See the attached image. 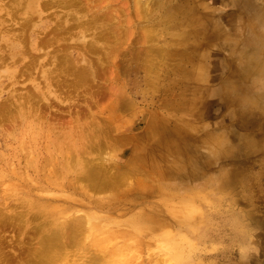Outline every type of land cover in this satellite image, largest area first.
<instances>
[{"label":"rangeland","instance_id":"obj_1","mask_svg":"<svg viewBox=\"0 0 264 264\" xmlns=\"http://www.w3.org/2000/svg\"><path fill=\"white\" fill-rule=\"evenodd\" d=\"M46 251L264 264V0H0V264Z\"/></svg>","mask_w":264,"mask_h":264},{"label":"bare ground","instance_id":"obj_2","mask_svg":"<svg viewBox=\"0 0 264 264\" xmlns=\"http://www.w3.org/2000/svg\"><path fill=\"white\" fill-rule=\"evenodd\" d=\"M72 68H73V67H72ZM70 71H71V70H70ZM108 102H109V101H108ZM111 110H112V109H111ZM85 165H86V164H85ZM131 167H132V166H131ZM128 172H129V171H128ZM129 173H130V172H129ZM121 175H122V173H121ZM118 178H119V177H118ZM126 178H127V177H126ZM129 178H130V177H129ZM82 181H83V180H82ZM117 181H118V180H117ZM116 183H117V182H116ZM113 184H114V183H113ZM129 186H130V185H129ZM106 189H107V188H106ZM99 213H100V212H99ZM134 216H135V215H134ZM86 217H87V216H86ZM132 218H133V217H132ZM74 219H75V218H74ZM134 219H135V218H134ZM76 220H77V219H76ZM77 221H78V220H77ZM135 221H136V220H135ZM72 223H73V222H72ZM74 223H75V222H74ZM82 223H83V222H82ZM67 229H68V228H67ZM80 234H81V233H80ZM108 237H109V236H108ZM44 239H45V238H44ZM55 240H56V239L53 238L52 241H55ZM42 241H45V240L42 239ZM56 241H57V240H56ZM58 241H59V240H58ZM50 244L53 245V242L50 241ZM61 244H62V242H61ZM67 244H68V243H67ZM79 244H80V243H79ZM56 245H57V244H56ZM56 245H55V246H56ZM75 245H77V244H75ZM50 246H51V245H50ZM60 246H61V245H60ZM51 247L53 248V246H51ZM57 247H59V245H57ZM57 247H56V248H57ZM62 247H63V246H62ZM56 248H55V249H56ZM60 249H61V248H60ZM58 250H59V249H58ZM44 254H45V253H44ZM46 254H48V255H46L45 257L48 258V259H47V260L44 259L45 261H41V260H40V262H39L38 264H46V262H52V263H54V258H53V257H49L50 254L53 255L54 253H53V252H47V251H46ZM102 257H103V256H102ZM21 258H22V257H21ZM31 260H32V259H31ZM42 260H43V259H42ZM93 262H94V261H93ZM47 264H48V263H47Z\"/></svg>","mask_w":264,"mask_h":264}]
</instances>
